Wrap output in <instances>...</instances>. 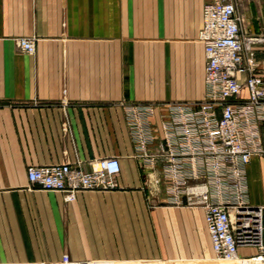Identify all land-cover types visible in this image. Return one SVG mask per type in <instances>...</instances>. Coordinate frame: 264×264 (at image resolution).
<instances>
[{
    "label": "crops",
    "instance_id": "obj_1",
    "mask_svg": "<svg viewBox=\"0 0 264 264\" xmlns=\"http://www.w3.org/2000/svg\"><path fill=\"white\" fill-rule=\"evenodd\" d=\"M206 1L0 0V264H188L200 260L186 259L188 248L214 254L203 210L171 203L161 163L148 158L164 140L169 105L204 96ZM233 1L241 32L264 36V0ZM29 36L33 54L16 45ZM253 48L264 77V42ZM135 128L152 137L144 153ZM105 157L120 165L113 190L67 201L27 181L28 166L89 169ZM261 162L243 169L257 205L264 166L263 187L250 182Z\"/></svg>",
    "mask_w": 264,
    "mask_h": 264
},
{
    "label": "built area",
    "instance_id": "obj_2",
    "mask_svg": "<svg viewBox=\"0 0 264 264\" xmlns=\"http://www.w3.org/2000/svg\"><path fill=\"white\" fill-rule=\"evenodd\" d=\"M198 40L205 59L204 96L169 105L164 140L148 158L161 163L171 203L203 210L216 257L208 264L233 258L240 248L254 249L250 257H264V203L249 202L243 170L252 157H264V77L256 72L253 48L264 36L241 32L233 0H208ZM16 45L35 52L33 36L16 39ZM139 129L134 137L144 153L152 137ZM119 172L117 158L105 157L91 160L89 169L67 163L28 166L26 177L30 185L63 192L71 201L78 191L116 189Z\"/></svg>",
    "mask_w": 264,
    "mask_h": 264
},
{
    "label": "rangeland",
    "instance_id": "obj_3",
    "mask_svg": "<svg viewBox=\"0 0 264 264\" xmlns=\"http://www.w3.org/2000/svg\"><path fill=\"white\" fill-rule=\"evenodd\" d=\"M18 39V38H17ZM256 158V157H255ZM258 158V157H257ZM260 168H261V174L260 176L257 175V178L256 177H253L250 184H251V188L252 186L255 184L256 186L257 185H260L263 187V174H262V169H263V166H264V163L261 162L260 164ZM181 212V210H180ZM183 212V211H182ZM180 220H183V218H180ZM199 238H200V242H204V232L199 236L197 235ZM187 254L185 255L186 259H191V258H196V259H200L198 260L199 262H191V261H194V260H190V262H188V264H204V263H207V262H212V261H215L216 257L214 256V254H211L209 250H206L204 249L202 251L201 254H198V255H191L190 252L191 250L188 248L187 250ZM238 252L241 254V255H245V256H249V255H253L256 253V251L254 249H251V248H240L238 250ZM182 258H184V256H182ZM156 261H151L153 263H161V262H164V264H174V263H180L181 261H169V260H163V259H155ZM183 261H187V260H183ZM88 262V263H87ZM91 262V263H89ZM92 262H99V261H85V262H59V263H55V264H63V263H74V264H83V263H86V264H96V263H92ZM110 264H120V263H110Z\"/></svg>",
    "mask_w": 264,
    "mask_h": 264
},
{
    "label": "bare ground",
    "instance_id": "obj_4",
    "mask_svg": "<svg viewBox=\"0 0 264 264\" xmlns=\"http://www.w3.org/2000/svg\"><path fill=\"white\" fill-rule=\"evenodd\" d=\"M204 263V264H208ZM264 264V257L262 256H245L238 253L237 256L226 259V260H220L216 261V264ZM156 264H164V262L156 263Z\"/></svg>",
    "mask_w": 264,
    "mask_h": 264
}]
</instances>
